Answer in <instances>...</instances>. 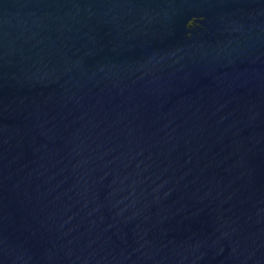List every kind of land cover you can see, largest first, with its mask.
Here are the masks:
<instances>
[{"label":"water","instance_id":"water-1","mask_svg":"<svg viewBox=\"0 0 264 264\" xmlns=\"http://www.w3.org/2000/svg\"><path fill=\"white\" fill-rule=\"evenodd\" d=\"M0 264H264V0H0Z\"/></svg>","mask_w":264,"mask_h":264}]
</instances>
